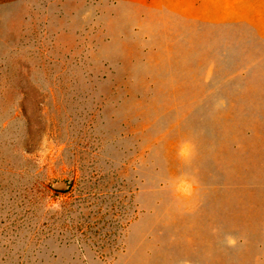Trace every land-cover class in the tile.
Listing matches in <instances>:
<instances>
[{
    "label": "rangeland",
    "instance_id": "1",
    "mask_svg": "<svg viewBox=\"0 0 264 264\" xmlns=\"http://www.w3.org/2000/svg\"><path fill=\"white\" fill-rule=\"evenodd\" d=\"M0 264H264V0H0Z\"/></svg>",
    "mask_w": 264,
    "mask_h": 264
}]
</instances>
